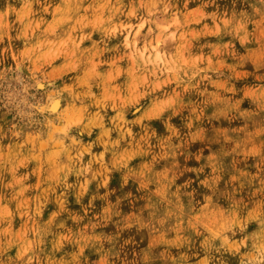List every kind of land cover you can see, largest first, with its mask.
<instances>
[{"label":"rangeland","instance_id":"1","mask_svg":"<svg viewBox=\"0 0 264 264\" xmlns=\"http://www.w3.org/2000/svg\"><path fill=\"white\" fill-rule=\"evenodd\" d=\"M0 264H264V0H0Z\"/></svg>","mask_w":264,"mask_h":264},{"label":"bare ground","instance_id":"2","mask_svg":"<svg viewBox=\"0 0 264 264\" xmlns=\"http://www.w3.org/2000/svg\"><path fill=\"white\" fill-rule=\"evenodd\" d=\"M59 109H60V102L55 99L50 106V111L54 114L58 112Z\"/></svg>","mask_w":264,"mask_h":264}]
</instances>
